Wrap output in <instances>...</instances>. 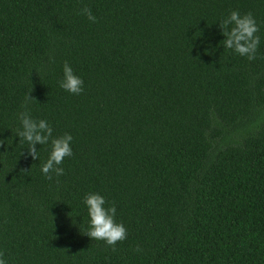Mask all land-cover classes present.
I'll use <instances>...</instances> for the list:
<instances>
[{"label":"trees","instance_id":"16d2710c","mask_svg":"<svg viewBox=\"0 0 264 264\" xmlns=\"http://www.w3.org/2000/svg\"><path fill=\"white\" fill-rule=\"evenodd\" d=\"M233 10L253 61L222 43ZM25 110L72 135L64 175L50 142L27 156ZM0 140L8 264H264V0H0ZM90 192L127 229L115 250L86 235Z\"/></svg>","mask_w":264,"mask_h":264},{"label":"clouds","instance_id":"9594fccd","mask_svg":"<svg viewBox=\"0 0 264 264\" xmlns=\"http://www.w3.org/2000/svg\"><path fill=\"white\" fill-rule=\"evenodd\" d=\"M80 14L85 15L92 23L97 22V18L87 6L81 9ZM219 27L222 30L221 34L225 37L222 41L225 48L235 51L242 57H247L250 61L256 59V52L261 41L257 35L260 29L253 13L241 14L239 11L233 10L219 23ZM63 74V79L59 82L60 87L73 95L82 94L84 81L75 74L68 62L64 63ZM28 100H33L31 94L28 95ZM24 107L27 109V104ZM19 120L22 130H17V136L20 140L27 142V156H30L33 160H38L36 146L46 145L50 142V155L47 161L42 164L41 170L49 180L53 178L52 173H55L57 177L64 175L65 170L61 165L65 158L73 155L72 135L65 133L62 136L53 137V128L49 122L45 119H33L27 110L19 113ZM4 143L3 140H0V146H3ZM83 203L87 207L90 217V226L86 235L92 240L106 242L108 246L115 250L117 243L127 239L126 227L123 223L116 222L115 205L105 207L106 199L95 192L87 193L84 196ZM0 264H8L5 253L2 251H0Z\"/></svg>","mask_w":264,"mask_h":264}]
</instances>
